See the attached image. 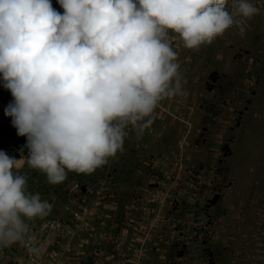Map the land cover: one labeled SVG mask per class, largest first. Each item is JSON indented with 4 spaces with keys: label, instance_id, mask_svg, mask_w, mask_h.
I'll list each match as a JSON object with an SVG mask.
<instances>
[{
    "label": "rangeland",
    "instance_id": "rangeland-1",
    "mask_svg": "<svg viewBox=\"0 0 264 264\" xmlns=\"http://www.w3.org/2000/svg\"><path fill=\"white\" fill-rule=\"evenodd\" d=\"M238 2L226 10L243 33L234 24L190 49L169 31L182 94L159 101L142 133L129 125L122 150L91 173L53 185L30 168L6 89L0 150L25 160L27 191L53 205L26 220L44 245L41 264H55L53 252L70 264H264V0H249L259 9L251 19ZM13 245L0 246V264L26 261Z\"/></svg>",
    "mask_w": 264,
    "mask_h": 264
},
{
    "label": "clouds",
    "instance_id": "clouds-1",
    "mask_svg": "<svg viewBox=\"0 0 264 264\" xmlns=\"http://www.w3.org/2000/svg\"><path fill=\"white\" fill-rule=\"evenodd\" d=\"M227 2L58 0L61 14L51 0H0V74L13 97L4 113L26 137L27 165L55 185L106 164L129 125L142 133L159 101L182 94L169 31L190 49L234 24L243 33ZM237 14L259 9L239 0ZM24 164L0 150V246L30 244L26 220L53 207L27 191Z\"/></svg>",
    "mask_w": 264,
    "mask_h": 264
},
{
    "label": "built area",
    "instance_id": "built-area-1",
    "mask_svg": "<svg viewBox=\"0 0 264 264\" xmlns=\"http://www.w3.org/2000/svg\"><path fill=\"white\" fill-rule=\"evenodd\" d=\"M3 78H2V74H0V109L2 110L3 107L5 106L6 102H7V98H6V89L3 87ZM63 232L67 235V236H71L75 233V229L73 228V226H71L69 223H63ZM60 226V227H62ZM30 227V233L29 235L31 237H34V239L30 242V244H28L27 246L25 244L22 243H15L13 246L18 245L20 247H22L25 250V258L26 261L23 264H41L40 261L42 260V258L40 257L41 252L44 250V245L41 242L38 234L36 233L34 227ZM27 241V237L25 238ZM28 247H34L39 249V253L38 254H33L30 253L28 251ZM69 249V247H68ZM89 255L91 256V258H93L95 261H97V259H100L99 256V252H98V248H93L91 249ZM52 257L54 259V261L56 262L55 264H70L69 262L67 263L66 259H64L65 257H63V255L58 254L53 252L52 253ZM96 263V262H95ZM78 264V263H77Z\"/></svg>",
    "mask_w": 264,
    "mask_h": 264
},
{
    "label": "bare ground",
    "instance_id": "bare-ground-1",
    "mask_svg": "<svg viewBox=\"0 0 264 264\" xmlns=\"http://www.w3.org/2000/svg\"><path fill=\"white\" fill-rule=\"evenodd\" d=\"M261 153V152H260ZM264 156V155H263Z\"/></svg>",
    "mask_w": 264,
    "mask_h": 264
}]
</instances>
